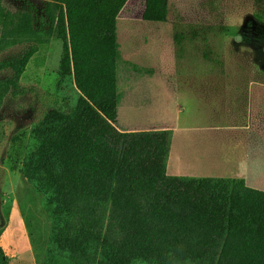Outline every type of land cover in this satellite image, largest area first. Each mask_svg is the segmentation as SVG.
<instances>
[{"label": "trees", "instance_id": "trees-1", "mask_svg": "<svg viewBox=\"0 0 264 264\" xmlns=\"http://www.w3.org/2000/svg\"><path fill=\"white\" fill-rule=\"evenodd\" d=\"M44 1L37 19L0 0L3 39L33 43L0 64L13 72L0 82V109L45 40L62 41L61 82L72 81L79 99L33 127L20 168L52 218L57 257L46 264H264V191L242 179L170 176L171 131L116 128L117 21L130 0ZM256 4L264 24V0ZM1 222L0 212V234ZM0 264H9L1 245Z\"/></svg>", "mask_w": 264, "mask_h": 264}, {"label": "rangeland", "instance_id": "rangeland-1", "mask_svg": "<svg viewBox=\"0 0 264 264\" xmlns=\"http://www.w3.org/2000/svg\"><path fill=\"white\" fill-rule=\"evenodd\" d=\"M1 1L6 12H32L37 19L43 17L44 0ZM257 5L256 0H131L118 23L119 51L125 60L150 73L138 76L129 70L131 74L127 75L139 82H152L154 99L150 102L159 106L162 114L164 103L168 104V120H171L170 114H181L180 126L184 128L190 100L184 94L175 95V86L182 80L200 79L206 74V69L198 63H190L188 59L181 61L185 54L199 56L201 60L206 54L208 58L204 61L208 64L209 77L215 76L217 67L222 71L223 64H227L233 65L230 70L234 77L264 82V28L256 29L261 35H253L251 40L244 34V26L258 10ZM148 6L158 11L150 9L146 14ZM155 14L167 15V20L162 23L143 21L144 15ZM194 32L198 34V43L186 40L182 42V49H178L176 40ZM3 35L0 20V64L19 58L33 45L28 39L7 34L5 40ZM45 41L48 43L41 46L22 76L20 89L11 90L0 109V245L9 264H46L50 258L57 257V253L49 254L54 246L50 243L52 218L46 200L20 172L33 127L49 110H65L75 106L79 99L72 81L61 82L62 41L56 37ZM12 76L11 70H0V82ZM122 87L121 84L118 87L120 94ZM144 96L147 95H140L143 104L150 98ZM127 108L128 105H120L121 120L125 116L123 109ZM184 135L181 133L179 139ZM183 151L184 144H177L174 152L175 155L181 153V174L185 162ZM256 157L264 159V135L259 139Z\"/></svg>", "mask_w": 264, "mask_h": 264}, {"label": "crops", "instance_id": "crops-1", "mask_svg": "<svg viewBox=\"0 0 264 264\" xmlns=\"http://www.w3.org/2000/svg\"><path fill=\"white\" fill-rule=\"evenodd\" d=\"M120 17L117 21L118 121L116 128L123 133L171 131L172 145L168 161V175L190 178L242 179L248 187L264 191V186L261 185V182L264 183V159L256 157L259 139L264 135V82L234 77L230 70L233 65L227 64H223L222 71L218 67L215 68L217 70L215 76L210 75L209 77L205 58L204 61L199 56L192 57L185 54L181 61L188 59L190 63H198L206 69V74L200 79L182 80L178 82L179 86H175L173 92L175 95L176 93L184 94L190 100L187 106L189 111L187 125L182 128L180 126L181 114H170L171 120H168L169 117L166 114L168 104L164 103L165 108L162 114L159 106L150 102L154 99L152 88L155 85H152V82H139L127 75L131 74L129 70L138 73V76L144 73L149 74L150 71L125 60L122 52L119 51L118 23ZM259 27L264 28V24L255 22L253 16L244 26L246 39L251 40L253 35H261L260 32L256 33ZM197 35L194 32L187 38L179 37L176 40L177 48L182 49V42L186 40L197 42ZM194 53L198 55L197 52ZM120 84L123 85L121 94L118 91ZM143 88L147 89L143 90ZM142 94L150 96L144 104L140 99ZM120 105H128L127 109H123L125 116L122 120L119 112ZM181 133L185 135L179 139L178 136ZM180 143L184 144L183 174L180 173L182 170L181 153L177 152L176 157L174 152L176 145Z\"/></svg>", "mask_w": 264, "mask_h": 264}, {"label": "bare ground", "instance_id": "bare-ground-1", "mask_svg": "<svg viewBox=\"0 0 264 264\" xmlns=\"http://www.w3.org/2000/svg\"><path fill=\"white\" fill-rule=\"evenodd\" d=\"M25 243V242H24ZM28 245V244H27ZM26 247H28V246H26Z\"/></svg>", "mask_w": 264, "mask_h": 264}]
</instances>
